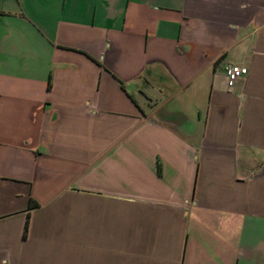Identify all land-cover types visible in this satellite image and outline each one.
Returning <instances> with one entry per match:
<instances>
[{
	"label": "crops",
	"instance_id": "1",
	"mask_svg": "<svg viewBox=\"0 0 264 264\" xmlns=\"http://www.w3.org/2000/svg\"><path fill=\"white\" fill-rule=\"evenodd\" d=\"M0 264H264V0H0Z\"/></svg>",
	"mask_w": 264,
	"mask_h": 264
},
{
	"label": "built area",
	"instance_id": "2",
	"mask_svg": "<svg viewBox=\"0 0 264 264\" xmlns=\"http://www.w3.org/2000/svg\"><path fill=\"white\" fill-rule=\"evenodd\" d=\"M247 72V65L243 63L228 62L225 65L227 84L231 86L235 80Z\"/></svg>",
	"mask_w": 264,
	"mask_h": 264
},
{
	"label": "water",
	"instance_id": "3",
	"mask_svg": "<svg viewBox=\"0 0 264 264\" xmlns=\"http://www.w3.org/2000/svg\"><path fill=\"white\" fill-rule=\"evenodd\" d=\"M139 91L143 93V95H144L146 100H151L152 99L153 96H151V95L149 96L143 89H139ZM157 101L158 100L156 99V100H154L153 102H150V103H152V105H154Z\"/></svg>",
	"mask_w": 264,
	"mask_h": 264
}]
</instances>
